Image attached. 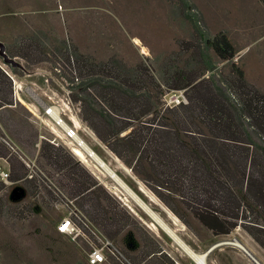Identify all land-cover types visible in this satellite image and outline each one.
Masks as SVG:
<instances>
[{"label":"rangeland","instance_id":"obj_1","mask_svg":"<svg viewBox=\"0 0 264 264\" xmlns=\"http://www.w3.org/2000/svg\"><path fill=\"white\" fill-rule=\"evenodd\" d=\"M2 7L36 10L0 12L3 51L30 69L28 74L22 73L19 67L4 63L0 57V66L5 70L14 67L18 73L16 76L20 75L23 83L18 91L19 101L12 102L9 79L3 76L0 81V99L6 94L11 103L2 104L3 100H0V167L7 171L8 179L19 178L22 173L31 174L12 184L0 181V264H86L83 257L85 244L70 240L54 229L57 217L68 210L75 208L85 212L83 207L69 202L58 187L55 166L41 154L57 149H48V146L41 150L33 146L37 133L46 137L59 133V129L54 127L51 130L48 123H44L47 122L46 116L36 97L46 104L61 107L60 115L65 123H74L77 135L116 176L108 174L84 152L82 157L76 156L69 148L70 141L57 140L55 148L59 147L75 163L92 168L107 191L130 212L128 225L115 237L100 232L132 264L139 263L128 256L119 238H124L127 231H131L143 245L151 240L155 245L152 247L160 245L181 262L187 261L181 249L179 256L176 255L169 243H177L168 238L139 204L155 212L186 245L203 248L212 233L194 218L185 196H179L182 193L180 186L169 182L163 175L153 177L145 173L138 180L110 155L78 118L77 102L69 94L100 76L125 78L124 82L137 91L151 92L157 117L169 123L172 111L162 108V91L183 88L187 100V86L176 84L195 76L217 80L233 76L230 60H221L203 44V37L222 31L236 50L232 59L242 68L247 84L264 95V0H0ZM31 38L39 40L44 49L35 52L33 48L25 49L26 56L40 58L28 64L12 53H19L20 42ZM134 38L139 40L137 44ZM71 71L77 74L76 80L69 79ZM23 85L32 91H26ZM226 86L231 99H236L234 89ZM166 127L171 131L177 129L179 140L185 143L196 138L204 145L205 148L200 147L204 151L220 147L222 150L220 140L209 139L206 128L198 121L187 119L179 122V126L171 122ZM3 139L11 141L13 150ZM71 145H74L72 140ZM233 164H219L220 177L223 182L232 183L241 198V206L246 205L240 174L237 165ZM153 183H158L156 190L188 225L155 197L147 187ZM163 186L169 187L170 191L166 192ZM247 209L243 222L251 223L258 210L256 207L251 210L248 206ZM259 217L263 222L264 218ZM245 231L236 224L229 232L244 240L248 238ZM155 261V257H151L147 264ZM99 264L119 263L110 258V261Z\"/></svg>","mask_w":264,"mask_h":264},{"label":"trees","instance_id":"obj_2","mask_svg":"<svg viewBox=\"0 0 264 264\" xmlns=\"http://www.w3.org/2000/svg\"><path fill=\"white\" fill-rule=\"evenodd\" d=\"M203 44L221 60H230L233 76L224 80L203 76L186 79L176 86H187V102L162 108L172 111L169 123L179 126V122L187 119L201 123L209 139L220 140L218 143L223 151L221 147L204 151L201 149L204 145L196 138L190 139L189 143L179 140V131H171L166 127L168 121L157 117L151 92L137 91L124 82L125 78L100 76L69 95L77 102L78 118L138 180L147 173L153 177L163 175L169 182H176L182 192L179 196H185L187 207L201 226L212 234H226L239 224L264 249V220L259 221V216L264 218V95L247 84L242 68L232 59L236 50L222 31L203 37ZM65 58L68 59L67 55ZM10 70L15 71L14 67ZM68 76L70 80L77 79V74L72 71ZM226 84L234 89L236 99H231ZM5 98L6 94L0 100ZM4 102L10 103V100ZM41 154L56 169H61L62 176L70 178V183L74 182L76 187L86 190L89 184L98 186L104 205H95V214L103 219V207L107 210V221H102V230L109 235L105 228L110 224L109 236L113 237L122 229L128 215L117 207L118 202L113 196L95 184L85 169L77 166L75 170L76 163L58 150ZM230 162L237 165L246 205L241 206V198L232 183H225L220 177L218 165ZM57 183L61 185L58 180ZM147 187L172 214L188 225L156 190L158 183ZM163 188L170 191L169 187ZM202 190L204 193L201 194ZM192 192L193 195L187 196ZM247 206L258 210L251 223L243 222ZM84 215L93 223L86 212ZM158 250L151 249L150 252L153 255Z\"/></svg>","mask_w":264,"mask_h":264},{"label":"crops","instance_id":"obj_3","mask_svg":"<svg viewBox=\"0 0 264 264\" xmlns=\"http://www.w3.org/2000/svg\"><path fill=\"white\" fill-rule=\"evenodd\" d=\"M40 9H42V8H40ZM32 10H36V9L35 8H27V7H13V8L2 7V8H0V12H19V11H32ZM43 46L44 45L41 42H39V40L31 38L30 40H26L25 42L21 41L20 45H19L20 52L19 53L15 52L12 54L18 55L22 58L23 61L25 60L28 64H32V63H35L38 60H40V58L37 57L36 55L26 56L25 55V49L33 48L34 52H35L36 50H41L43 48ZM14 61L17 63V67L20 68L22 73L28 74L30 72V69L27 68L22 62L19 63L17 60H14ZM16 74H18V73H16V71L5 70L2 66H0V81L2 80L3 76L9 79V89H10L11 95H12V102H14L15 100H18V97H19L18 91L20 90V88H18L17 86H14V85L11 86V82L13 81L15 84L16 83L21 84V85L23 84L20 80V75L16 76ZM21 85H20V87H21ZM12 87H13V89H12ZM23 88H25L26 91L28 89H30L27 85H23ZM9 99H10L9 96L6 95L5 100L2 101V104H11V103L4 102V101H8ZM29 104L34 107L33 104H31V103H29ZM30 112H31V114H35V112L32 110ZM51 138H53L55 143H52L49 141V139H51ZM63 139H64V137H62L60 135H56L54 133L48 137L42 135L41 133H37L36 139L33 142V146L36 149H38L40 147L41 150H43L44 148L49 146L48 149L49 148L50 149H57L59 153L65 155L66 153H64L59 147H56V148L54 147V146H57V140L62 142ZM41 140H44L45 142L40 143ZM110 155L115 157L111 152H110ZM118 162H119V160H118ZM77 166L79 167V169H81V168L85 169V171L96 181V183H95L96 185H100L102 187V189L104 190V192L108 193L109 195L113 196L116 199L115 195H113L112 193H109L107 191L106 187L103 186V184L101 183V180L93 172L92 168L76 163L74 165L75 170L77 169ZM61 171H62L61 169H55V171H54L55 173H58V177H57L58 182H61V185H59L58 187L61 189V191H63L66 198L68 200H70L69 202L72 205H77L79 207H83L84 211L86 212L88 217L93 221V223L97 227V229L104 233V231L101 228V223H102V221H103V223L105 221H107V219H106V215H107L106 211L107 210L105 209V207H103V209H102V215L104 217L103 219H100L99 215L95 214L96 213V206L95 205L103 204V198H101V196H100L99 187L98 186L93 187L92 184H89L88 188H86V190L89 189V191L85 192L86 190L81 189V187H76V184L74 182L70 183V178H67L65 176L63 177L61 174ZM20 178H25V174L22 173V176L19 178L17 177V178L9 179V181H10L9 184L16 183ZM62 182H63V184H62ZM15 187H18V185H15ZM92 192L94 194L96 193L97 195L94 196V194ZM116 201L118 202L117 207L120 210L124 209V212H126V214L128 215V217L126 218V222H125L124 226H122L121 230H123L128 225L129 218H130V212L127 209H125V207H123L121 205V203L118 199H116ZM105 230L108 231V234L110 235V224L107 225ZM121 230H119L116 234H114L113 237H115ZM122 232H124V231H122ZM130 232L131 231L125 232L127 234V238H123L121 243L123 244V248L126 251V253L128 254V256L133 261L138 262L139 264H147L148 260L151 257H155V259H156L154 264H200L191 255H189L188 253L183 251L177 244H176L177 245L176 246V245H172L171 243H169V245L171 246V249L175 250L177 256H179V254L181 253V251H180V249H181L183 252L182 254H184L188 258L187 261L181 262L177 257H173L172 255H170L167 252V250H165L160 245L156 244V247H152L154 244L152 243L151 240H148V243H145L146 245L145 244L143 245L142 242L137 241L135 239L134 235L131 234ZM246 234H247L248 238H244V240L239 238V236H237L236 234H234L232 232H229L227 234H212V236H209L207 238L208 243L203 248L197 249L191 245H187V246L190 247V249L203 254L204 264H264V249L248 233H246ZM119 238L121 239V237H119ZM168 238H170V237H168ZM233 239L235 241L238 240L244 248L241 247L240 245H238L237 243H234L231 241H224V240H233ZM155 242L157 243V241H155ZM157 248L159 250L154 251L153 255H152L151 254L152 252H150V250L151 249H157ZM159 251H160V254H159Z\"/></svg>","mask_w":264,"mask_h":264},{"label":"built area","instance_id":"obj_4","mask_svg":"<svg viewBox=\"0 0 264 264\" xmlns=\"http://www.w3.org/2000/svg\"><path fill=\"white\" fill-rule=\"evenodd\" d=\"M13 85L20 88V84H15L12 81L11 86ZM160 98L162 106L166 107L177 105L179 103H185L187 101L183 88L166 89L162 91ZM40 108L42 113H44L46 116L45 120L47 122L44 121V123H48V127L51 130H53L54 127L59 129V133L54 132V134H59L60 136L64 137V139L68 140V142L70 141L71 145L73 136L78 135L74 123H71V125L66 124L60 115L62 108L57 107L56 105L46 104L42 101L40 102ZM49 141L55 143L53 138L49 139ZM3 142L9 147L10 150H13V145L9 139H3ZM30 175L31 174H29V172L25 173V177H30ZM0 181L3 184L10 183L7 171L1 167ZM54 229L58 233L65 235L70 240H73L79 244L80 242L85 244L83 257L86 264H99L102 262H108L110 261V258L117 260L119 264H132L81 211L75 208L59 215L54 223Z\"/></svg>","mask_w":264,"mask_h":264},{"label":"bare ground","instance_id":"obj_5","mask_svg":"<svg viewBox=\"0 0 264 264\" xmlns=\"http://www.w3.org/2000/svg\"><path fill=\"white\" fill-rule=\"evenodd\" d=\"M133 41L137 44L139 42V40L137 38H134ZM73 142L74 145H70V149L71 151L78 157H82V152H84L85 154H87L91 159H93L94 161H96V163L100 164L99 166H101L103 169H105L108 174H110L111 176H114V173H112V171L107 168L104 167L105 164H103V162L94 154V152L83 142V140L78 137V136H73ZM140 206L142 207V209L151 217V219L153 220V222L159 227L161 228L170 238H173V240L177 243V245L186 253H188L189 255H191L197 262H199L200 264H204L203 262V254L202 253H197L195 251H193L192 249H190V247H188L176 234L175 232L167 225L165 224L160 218L159 216L153 212L152 210H150L149 208H147L146 206L142 205L141 203H139ZM153 228H155V225H152ZM228 241V240H227ZM231 242L236 243V241L233 239L231 240ZM191 258V257H190ZM193 261V260H192Z\"/></svg>","mask_w":264,"mask_h":264},{"label":"water","instance_id":"obj_6","mask_svg":"<svg viewBox=\"0 0 264 264\" xmlns=\"http://www.w3.org/2000/svg\"><path fill=\"white\" fill-rule=\"evenodd\" d=\"M0 57H1V59H2V61L4 63L10 64V65H14V66L16 65L17 66V63L11 57H9L8 55H6V53L3 51V44L1 42H0ZM33 94H34V92H33ZM36 98H37V101L40 103L41 100L38 99V97H36ZM236 243L238 245H240L241 247H243L242 244L238 240L236 241Z\"/></svg>","mask_w":264,"mask_h":264}]
</instances>
